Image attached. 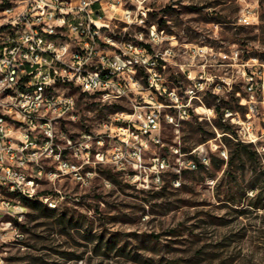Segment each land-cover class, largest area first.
Listing matches in <instances>:
<instances>
[{
    "label": "rangeland",
    "instance_id": "1",
    "mask_svg": "<svg viewBox=\"0 0 264 264\" xmlns=\"http://www.w3.org/2000/svg\"><path fill=\"white\" fill-rule=\"evenodd\" d=\"M254 2L255 9L245 7ZM151 7V23L176 37L165 47L184 51L198 44L225 53L239 49L244 60L255 56L264 62V0H155ZM249 10L256 12L258 22L241 23ZM180 61L188 62L185 57ZM212 63L210 72L233 83L231 90L202 94V103L193 102L195 109L202 104L215 108L211 121L195 110L189 119L179 120V126L163 118L161 143L143 154L148 167L161 156L172 166L180 157L193 158L198 168L182 172L179 188L172 184L173 168L163 174L159 188H147L130 179V170L95 164L94 143L88 160L80 150L81 133L106 135L110 117L131 112V106L126 101L103 103L71 89L80 119L67 129L78 155L73 149L64 151L62 169L50 158L47 171L55 179L45 178L39 188L50 202L39 197L23 201L19 216L5 217L20 238L0 243L3 264H264V256L253 255L264 248V152L237 142L236 128L223 121L224 109L244 113L237 96L242 92L240 68ZM164 77L185 100L189 80L173 68ZM256 125L261 134L264 108ZM210 141L223 145L227 158L211 151ZM202 145L205 151L194 153ZM245 248L251 251L245 254Z\"/></svg>",
    "mask_w": 264,
    "mask_h": 264
},
{
    "label": "built area",
    "instance_id": "2",
    "mask_svg": "<svg viewBox=\"0 0 264 264\" xmlns=\"http://www.w3.org/2000/svg\"><path fill=\"white\" fill-rule=\"evenodd\" d=\"M154 1L144 0L142 5L135 3V9H127L125 0H0V206H6L0 212L19 216L16 209L21 202L16 201L15 191H28L50 202L39 191L42 180H50V158L62 169L64 151L73 149L78 155L79 148L72 146L67 129L80 119L71 89L103 103L126 101L131 106V112L110 117L104 125L106 135L83 131L80 150L89 160L94 143L95 164H111L120 172L130 170V179L142 187L159 188L163 174L173 168L172 184L179 188L182 172L198 168L191 157H180L172 166L166 156L154 158L153 167H148L143 154L161 143L163 118L179 126L178 121L189 119L195 110L211 121L215 108L198 106L213 112L209 117L198 112L193 102L202 103V94L231 90L233 83L232 78L210 72L214 61L218 66L239 67L242 81L237 96L244 113L224 109L223 121L236 128L237 142L257 151L264 148V139H252L264 137V130L260 134L256 125L264 108V62L255 56L244 60L239 49L225 53L208 45L190 44L184 51L165 47L176 37L164 29H153L151 21L142 22V14H151ZM183 57L188 62L182 63ZM169 68L189 80L185 100L176 87L168 85L164 75ZM194 77H202L201 87H194ZM3 89H10V97H2ZM253 99L256 103H244ZM51 119H59V127H50ZM56 138L65 141L64 147ZM210 150L220 155L226 152L214 141H210ZM204 151L202 145L194 153ZM97 156L104 159L97 160ZM201 160L209 164L205 157ZM10 235L11 239L0 243L20 238L13 223L0 221V236Z\"/></svg>",
    "mask_w": 264,
    "mask_h": 264
},
{
    "label": "clouds",
    "instance_id": "3",
    "mask_svg": "<svg viewBox=\"0 0 264 264\" xmlns=\"http://www.w3.org/2000/svg\"><path fill=\"white\" fill-rule=\"evenodd\" d=\"M133 2L138 3V4H143L144 0H133ZM240 3H244V0H239ZM25 3H27V0H25ZM245 7L249 8V9H255L256 8V3L254 2L252 5H245ZM20 11H23V9H20ZM10 15H15V13H10ZM241 15H244V13L242 12ZM253 22H258L256 20V12L249 10L247 13V18L244 20H241V23H253ZM0 23H3V21H0ZM60 23H63V21H61ZM133 87L135 88L136 86L133 85ZM217 91H219L217 89ZM244 102V101H242ZM244 103H256V101L253 99L252 101H247ZM262 106H264V102H262ZM198 112L201 113H206L209 117H211L213 115V112L208 111L205 108H199L197 109ZM253 141H255L256 139H264V137H252ZM213 150L215 151V147H213ZM200 151H203V148L200 149ZM258 151L260 152H264V148L258 149ZM221 155H223L225 158H227V152L221 153ZM34 159V157H33ZM97 160H103L104 157L102 156H97L96 158ZM205 163H207V161H205ZM10 179L14 178V177H9ZM50 179H55V177H50ZM19 183H22L23 181H18ZM255 195V193L250 192L249 196H253ZM0 207H6V206H0ZM16 211H20V209H16ZM12 236H0V242L6 241L11 239ZM245 254H248L251 250L249 248H245ZM253 255H255L257 258H259V256H264V248H262V250L259 253H254ZM0 264H3V261L0 260Z\"/></svg>",
    "mask_w": 264,
    "mask_h": 264
},
{
    "label": "bare ground",
    "instance_id": "4",
    "mask_svg": "<svg viewBox=\"0 0 264 264\" xmlns=\"http://www.w3.org/2000/svg\"><path fill=\"white\" fill-rule=\"evenodd\" d=\"M125 6L127 9H135V2L133 0H125ZM150 14H142V22H150L149 19ZM153 29H160L158 25L153 23ZM202 84V77H194V87H201ZM2 97H10V89H3L2 90ZM50 127H59V119H51L50 120ZM15 198L18 202L23 201H33L38 198V196L30 193L28 191H15ZM16 217V215H10L9 211H2L0 212V221H5V217ZM5 219V220H4ZM6 223H13L12 221H6ZM14 229L17 228L14 226Z\"/></svg>",
    "mask_w": 264,
    "mask_h": 264
},
{
    "label": "trees",
    "instance_id": "5",
    "mask_svg": "<svg viewBox=\"0 0 264 264\" xmlns=\"http://www.w3.org/2000/svg\"><path fill=\"white\" fill-rule=\"evenodd\" d=\"M33 201H37V200H33ZM29 202H32V201H29Z\"/></svg>",
    "mask_w": 264,
    "mask_h": 264
}]
</instances>
